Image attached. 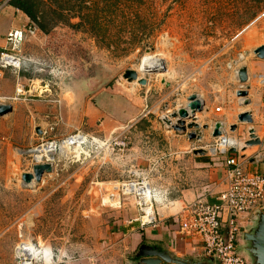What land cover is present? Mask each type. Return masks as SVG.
<instances>
[{"label": "rangeland", "instance_id": "1", "mask_svg": "<svg viewBox=\"0 0 264 264\" xmlns=\"http://www.w3.org/2000/svg\"><path fill=\"white\" fill-rule=\"evenodd\" d=\"M10 1L0 0V13L10 11L11 15L25 16L29 24L20 30L27 27L35 29L34 35L26 36L21 49L27 61L23 66L26 78H21L23 73L20 76L14 74L16 88L23 85L25 92L28 81L32 80L34 93L31 94L37 95V91L43 93L35 97L25 95L27 99L57 105L56 114L48 119L47 128L42 133L46 137L52 134V138L58 139L48 138L34 142L28 148L18 147L15 167L8 163L5 154L0 157V264H19L15 258V249L21 239L32 240L33 244L40 247L48 246L53 250L55 258H58V245L70 242L71 238L51 235V229L63 217L66 208L71 213L78 207L76 204L62 203L68 190L60 187L61 181L78 164L98 160L102 150L107 151L115 160L116 154L128 146L127 140L118 138L115 135L118 131H114L111 140L87 145L95 154L94 158L89 159L83 155L77 159L72 158L69 151H59L58 146L52 152L53 155L48 156L42 151L46 142L58 145L68 136L77 132L88 135V129H92V126H84L82 129L80 118L74 114L71 115V125L64 124V110L59 97L63 95L62 88L72 85V79L98 82L100 90L104 91L94 100L96 106L104 107L109 112L107 117L111 121H120L135 112L138 98L144 95L146 89L150 90L147 93L149 104L155 105L162 118L177 112L165 114L170 107L158 100L159 94L168 92L170 85L175 86L189 78L190 82L182 90L204 89L209 86L207 81H201L205 76L220 67H226L227 63L232 64L233 57L238 54H241L242 63L244 55L253 54L255 45L264 40V30H261L264 26V0H36L39 20L47 21L51 29L49 47L47 36L39 30L37 24L32 23L20 10L12 8L13 11ZM15 31L18 30L9 31L5 44L8 35ZM29 44H32V56L24 51ZM6 48L7 45L0 51ZM145 59L158 60L164 67L163 71L142 70ZM127 71H135L138 79L146 80V86L134 81L128 82L124 78ZM214 79L211 77V80ZM248 82L249 78L245 84H241L240 90H246L249 95ZM254 86L258 92H264L256 80ZM105 93L108 95H103ZM63 97L72 101V94L68 92ZM172 99L174 97L171 96ZM240 99L241 107L246 109L250 104L248 96V105H243V99ZM216 110L221 113L218 108ZM102 115L106 116L105 113ZM59 127L69 128L65 129L69 131L68 134L59 138L55 134ZM222 134L225 133L222 131ZM121 142L123 145H118ZM83 151L87 152V149ZM46 164L51 165L53 171L44 173L40 182H33L25 188L22 176L33 174L35 166ZM131 165L140 169L136 164ZM57 167L60 169L58 173ZM125 172L122 175L119 173V178L114 182L125 179ZM110 189L111 192L115 190V196H119L114 185L111 184ZM83 191L77 192L78 196L75 195L74 200ZM37 220L40 222L38 225L41 230L38 233L41 237L32 232V226ZM63 255L64 260H72L74 257L73 253L66 252Z\"/></svg>", "mask_w": 264, "mask_h": 264}, {"label": "crops", "instance_id": "2", "mask_svg": "<svg viewBox=\"0 0 264 264\" xmlns=\"http://www.w3.org/2000/svg\"><path fill=\"white\" fill-rule=\"evenodd\" d=\"M15 16L10 11L0 13V49L6 46L5 38L9 31L20 30L22 26L29 24L25 16ZM261 30H264V26ZM31 45H26L24 49L30 56ZM261 46H264V40L257 43L253 50ZM240 57L241 54H238L233 57L232 64L227 63L226 67H220L211 75L205 76L201 81H207L209 86L204 89L182 90L190 82L186 78L175 86L170 85L168 92L159 94V102L167 103L170 107L165 114L185 108L190 96H198L203 111L196 114L197 124L208 127L207 130H202L200 140L189 139L188 134L194 130L183 133L167 126L161 120V114H158L155 105L149 104L148 89L138 98L135 112L120 121H111L107 117L109 112L104 107L96 106L94 99L104 90L84 98L82 109L76 116L80 118L82 129L84 126H92L87 134L94 142L89 143L93 145L95 142L111 140L112 135L118 131L115 135L126 139L128 146L123 152L116 154L115 160L107 151L102 150L98 160L78 164L61 181L60 187L68 190L62 203L76 204L78 207L71 213L66 208L63 211L65 214L57 220V225L50 233L68 236L71 241L58 245V258H55L53 250L48 246L41 247L44 257L40 264H142L143 260L160 257L168 260H162L160 264H218L214 258L205 255L199 236L182 234L180 222L185 218V210L198 200L220 205L221 197L227 190L225 159L209 158L205 153V145L214 140L212 134L216 123L223 124V132L233 142L231 156L238 159L247 173L264 177V92H258L254 86L255 77L264 75V60L246 53L244 61L240 63ZM241 67L247 69L249 78L250 104L246 109L241 107V99L237 96L241 89L237 71ZM211 77L215 79L211 80ZM21 78L25 79L26 75L23 73ZM15 89L14 73L0 70V106L11 107L9 112L0 115V157L5 154L8 163L14 167L18 147L28 148L34 142L44 141L43 139H58L52 138V134L46 137L42 133L47 128L48 119L56 114L57 105L27 99L26 96L15 98ZM61 91L63 95L65 92L72 93L67 87ZM108 92L114 93L111 90ZM63 95L59 98L64 110V124L71 125V115H75V110L73 103ZM171 96L174 99L171 100ZM2 98L12 99L4 101ZM217 108L221 113L216 112ZM244 112L252 114L251 125L238 121V116ZM104 113L106 116L102 115ZM172 122L176 123V119ZM233 127L235 131L231 130ZM65 129L69 128L59 127L55 134L61 138L69 132ZM250 129L255 131L259 145L246 146L250 141ZM131 164H136L149 174L158 223L156 228H141L138 224V212L134 207L119 196L110 198L115 192H111V184ZM59 171L57 167L56 173ZM81 190L84 191L80 193V197L74 200ZM254 213L241 216V229L234 242L236 252L246 264H254L248 254L251 243L246 241L252 229L256 228L252 224L256 218ZM39 223L38 220L34 223L32 232L41 237L38 233L41 230ZM66 252L73 253L72 260H64L63 254Z\"/></svg>", "mask_w": 264, "mask_h": 264}, {"label": "built area", "instance_id": "3", "mask_svg": "<svg viewBox=\"0 0 264 264\" xmlns=\"http://www.w3.org/2000/svg\"><path fill=\"white\" fill-rule=\"evenodd\" d=\"M34 33V27H27L8 35L7 48L0 51V69L19 76L23 73V66L27 61L21 49L26 36L34 35ZM255 80L264 88V76H257ZM28 83L25 92L23 85L17 86L15 98L28 96V94L30 97H35L43 93V91H37V95L31 94L34 93L33 81L29 80ZM11 99L2 98L4 101ZM92 140L88 135L77 132L61 140L58 145L55 142H46L44 147L50 150L53 148L54 151L51 152H55L58 146L59 151H69V156L72 158L77 159L83 155L90 159L95 157V154L87 148L89 142H94ZM120 144L123 145V142L118 145ZM232 147L233 142L226 134H221L205 147V151L211 158L225 159L227 190L221 197L222 203L212 205L198 200L185 210V218L180 222L182 234L199 236L204 245L205 255L214 258L218 264H246L245 260L237 254L234 245L235 238L241 229V216L258 210L264 212V177L247 173L238 159L231 156ZM83 149H87V152ZM125 174V179L112 184L117 194L136 208L138 224L141 228H156L158 223L149 174L133 166L126 170ZM114 196L115 194H111L110 198ZM43 257L41 247L33 244L32 240L21 239L15 249V258L19 264H39Z\"/></svg>", "mask_w": 264, "mask_h": 264}, {"label": "water", "instance_id": "4", "mask_svg": "<svg viewBox=\"0 0 264 264\" xmlns=\"http://www.w3.org/2000/svg\"><path fill=\"white\" fill-rule=\"evenodd\" d=\"M254 56L257 59L264 60V46H261L253 51ZM124 78L128 82H137L139 85L146 86L145 79H138L137 73L135 71H127ZM237 78L240 84H245L248 81L247 69L242 67L237 71ZM72 85L66 86L67 90L72 91V103L75 110V115H78L83 106V100L86 96L92 95L100 90L97 81L88 80V82L73 80ZM237 96L243 99L242 104L248 105L249 101L246 99L248 92L246 90H240L237 92ZM11 110L9 106H0V115H4ZM203 111L201 102L198 96L192 95L188 99V104L185 108L177 110L169 116H162L161 120L173 130L177 132L186 133L187 130H194V132L188 134L189 139L200 140L202 138V130H207V126H200L197 124L196 114ZM176 119V123L172 120ZM190 120V123L187 121ZM238 121L243 124H252L251 114L248 112L242 113L238 116ZM224 126L222 123L218 122L215 124L213 129L212 137L216 138L222 134ZM232 131L235 130L233 127ZM250 141L246 143V146L259 145L260 141L255 136V131L253 129L249 130ZM53 167L49 164L35 166L33 168V174H25L22 176L23 186L25 188L30 187L33 182H40L42 175L44 173H51ZM256 218L253 220L252 224L256 225L255 229L247 236L246 241L251 243V248L248 250L251 258L254 260V264H264V212L261 210L255 211ZM238 254V253H237ZM239 255V254H238ZM240 256V255H239ZM162 260L168 261L166 258L160 257L158 259H146L142 261V264H160ZM246 262V261H245Z\"/></svg>", "mask_w": 264, "mask_h": 264}, {"label": "trees", "instance_id": "5", "mask_svg": "<svg viewBox=\"0 0 264 264\" xmlns=\"http://www.w3.org/2000/svg\"><path fill=\"white\" fill-rule=\"evenodd\" d=\"M9 5L23 12L32 21V23L37 24L39 30L47 36V46L50 47V39L52 35L50 36L49 32L51 29L48 28V25L46 24L47 21L39 20L37 10L38 5L36 0H11Z\"/></svg>", "mask_w": 264, "mask_h": 264}, {"label": "bare ground", "instance_id": "6", "mask_svg": "<svg viewBox=\"0 0 264 264\" xmlns=\"http://www.w3.org/2000/svg\"><path fill=\"white\" fill-rule=\"evenodd\" d=\"M163 69H164V67H163V65H161L160 63H159V61L158 60H154V59H145L144 60V63H143V65H142V70H145V71H147V72H150V71H154V72H162L163 71ZM141 71V70H140ZM37 150V149H36ZM35 150V151H36ZM39 151V150H38ZM42 151H44V153L46 154V155H53V153L51 152V151H54L53 150V148H52V150H48V149H43ZM37 154V153H36ZM44 154V155H45ZM37 156V155H36ZM52 157V156H51ZM50 157V158H51ZM48 158V157H47ZM40 159V158H39Z\"/></svg>", "mask_w": 264, "mask_h": 264}]
</instances>
